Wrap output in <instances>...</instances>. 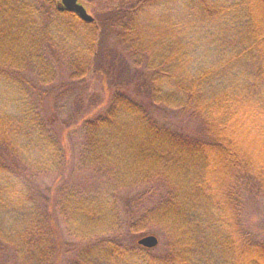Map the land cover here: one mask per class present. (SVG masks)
Returning <instances> with one entry per match:
<instances>
[{"label": "trees", "instance_id": "1", "mask_svg": "<svg viewBox=\"0 0 264 264\" xmlns=\"http://www.w3.org/2000/svg\"><path fill=\"white\" fill-rule=\"evenodd\" d=\"M187 1L218 31L205 48L224 42L196 67L132 53L157 0H81L96 3L92 24L57 0H0V76L22 103L0 116V210L8 200L20 217L16 235L0 227V264H264V151L237 137L264 122V0ZM79 27L93 32L85 46L56 37ZM59 214L80 248L64 242ZM147 233L156 249L138 246Z\"/></svg>", "mask_w": 264, "mask_h": 264}, {"label": "rangeland", "instance_id": "2", "mask_svg": "<svg viewBox=\"0 0 264 264\" xmlns=\"http://www.w3.org/2000/svg\"><path fill=\"white\" fill-rule=\"evenodd\" d=\"M87 2V0H85ZM95 2H88L86 5L88 7L89 13L94 17V10L97 8L95 6ZM197 14L196 9L192 6V3L187 0H157L156 6L152 9L150 13H148V16L144 19L143 23H141L140 28L137 30V32L132 33L129 35V44H131L133 41H138V46L133 47L132 46V53H136L141 63H193V66H198L197 63H204L207 54H212L217 47V43H221V45L224 46V42L221 40H216L215 45L212 47L205 48L206 46V39H208L211 36H215V34H218V31L212 26L211 22L205 21V23H199L198 19L193 18ZM190 21H192L194 24L195 22L198 23V27L195 25L194 28H190ZM65 24H67L65 22ZM80 31H73L71 34L69 32H64L63 30H59L56 33V37L62 40L63 38L64 42L67 41V46H75L74 49H77V46L82 47L85 46V36L93 34L88 29L80 28ZM63 31V32H62ZM93 31V30H92ZM83 33V34H81ZM85 33V34H84ZM219 35V34H218ZM216 37V36H215ZM215 40V39H214ZM119 40L112 38L111 39V45L112 50L114 52H118L120 54L124 53L126 55V52L129 50L126 47V44L118 43ZM61 43V41H58ZM64 44V43H63ZM127 49V50H126ZM188 51V52H186ZM82 53V52H81ZM73 57L74 61H77L78 59L81 60V57L78 55V53L73 51ZM83 54V53H82ZM85 55H87L85 53ZM130 55V53H129ZM180 55H184V58ZM71 57V56H70ZM85 56H82V59ZM129 57V56H128ZM186 57V58H185ZM62 58H59L57 60H61ZM55 58H53V61ZM68 60H71L70 58ZM56 62V61H55ZM64 61H60L59 63H63ZM68 63V62H65ZM23 80L29 81V72H25ZM62 72H60L61 75ZM19 77H21L19 73ZM87 82L91 86V91H100L102 92V83L97 78V76H94L93 74H90L87 77ZM6 80L0 76V116H6V117H12L17 116L21 114L19 111V107L22 105V103H16L19 98V90L16 86L11 85L8 87V84L5 82ZM257 96L256 98H258ZM59 100L57 103L64 102V99H55ZM261 103L264 104V97L261 98ZM50 106L55 107L52 100L50 101ZM62 106V107H61ZM64 104H61L59 106L60 109H62ZM249 111H253V109H248ZM244 121L246 122V118L242 117L240 118L238 122L237 127H241L244 125ZM242 129L245 133H239L237 137L240 140L241 144H243L244 134H250L252 138H250L249 142H247V146L245 148L254 149L256 151L263 149L264 151V122L258 123L254 126H244ZM21 130V129H20ZM237 138V139H238ZM29 142V139L26 138V143ZM261 165H264V161L261 162ZM257 170L262 169L260 165L254 166ZM55 179L54 175L51 176H42L38 177L37 181L38 184L36 186L42 187L45 185H51L53 180ZM2 182V180L0 181ZM2 185V184H0ZM9 194L8 198H13ZM7 199V198H6ZM5 205H3V208L9 209L0 210V227L4 231H6L7 234H15L14 231V222L16 219H20L19 216H17L18 210L11 209V204L8 203V200L4 201ZM5 206V207H4ZM9 207V208H8ZM260 212L262 213L261 217L264 218V200H262L260 205ZM65 213V212H64ZM67 214V213H66ZM67 216V215H66ZM59 226L61 229V232L64 236L63 240L64 242H67L71 244V247L73 249L80 248L81 247V241L82 239H78L80 236H76L75 233L72 235L70 232L71 228L66 219L59 214ZM71 224H78V222L75 219H72L69 221ZM22 227V226H21ZM90 225H88V228ZM27 237L30 236L33 237L36 233L33 230H28ZM147 235H154L152 233L143 234L141 236H138L137 240H139L142 237H145ZM156 236V235H154ZM90 237V236H87ZM82 238V237H80ZM18 241V240H17ZM93 241V237L89 238L87 240L88 243H91ZM23 241H20V243ZM85 242V243H87ZM23 244V243H22ZM138 244V241H137ZM139 246V245H138ZM140 247V246H139ZM22 248L25 250H28L26 246L22 245ZM142 248V247H141ZM23 250V251H24ZM33 250V249H32ZM26 252L29 254L30 251ZM81 250V249H78ZM80 252V251H79ZM76 257V256H75ZM76 259L72 255L69 257L67 256L65 259Z\"/></svg>", "mask_w": 264, "mask_h": 264}, {"label": "water", "instance_id": "3", "mask_svg": "<svg viewBox=\"0 0 264 264\" xmlns=\"http://www.w3.org/2000/svg\"><path fill=\"white\" fill-rule=\"evenodd\" d=\"M59 11H68L76 13L79 18L87 23H94V18L88 13L81 0H59L58 2ZM138 245L149 250L156 249L159 246V239L154 235H148L138 240Z\"/></svg>", "mask_w": 264, "mask_h": 264}]
</instances>
